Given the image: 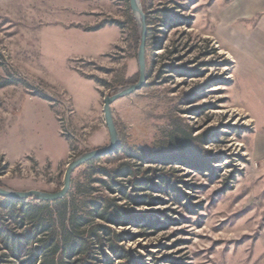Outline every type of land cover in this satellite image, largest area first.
Here are the masks:
<instances>
[{
  "label": "rangeland",
  "instance_id": "rangeland-1",
  "mask_svg": "<svg viewBox=\"0 0 264 264\" xmlns=\"http://www.w3.org/2000/svg\"><path fill=\"white\" fill-rule=\"evenodd\" d=\"M139 1L147 80L113 102L115 121L134 150L178 155L190 140L195 155L131 161L170 182L149 172L155 187L137 194L151 203L118 202L134 221L117 228L129 257L116 263L264 264V95L233 89L221 39L230 0ZM130 8V0H0V186L59 191L71 161L109 146L104 99L140 79L141 29L133 13L135 44ZM111 154L77 168L75 184L120 197L93 181L100 165L125 161Z\"/></svg>",
  "mask_w": 264,
  "mask_h": 264
},
{
  "label": "trees",
  "instance_id": "trees-1",
  "mask_svg": "<svg viewBox=\"0 0 264 264\" xmlns=\"http://www.w3.org/2000/svg\"><path fill=\"white\" fill-rule=\"evenodd\" d=\"M131 14L135 29L134 41L138 44L140 38L137 23L133 12ZM131 81L136 82V79ZM116 125L121 145L111 156L123 154L125 161L116 168L100 165L92 174H99L93 180L94 183L109 193H118L120 197L95 196L92 191L94 188L75 184L73 179L68 194L57 200H16L0 196V264H117V260L129 257L120 245L123 232L117 228L131 224L134 218L132 212L118 202L127 200L134 204L151 203L152 197L137 194L140 190L155 187L154 181L147 176L149 172H153L164 183L170 182L169 176L158 167H151L141 175L135 162L131 161L137 160L140 165L145 162L159 164L180 159L186 153L195 155V149L190 146L193 142L186 140L187 144L182 146L185 150L178 155L163 151L134 150L125 144L123 127L117 121ZM3 161L0 157V171L5 169L1 167ZM148 197L149 200H146ZM152 225L153 220H148L144 226Z\"/></svg>",
  "mask_w": 264,
  "mask_h": 264
},
{
  "label": "crops",
  "instance_id": "crops-1",
  "mask_svg": "<svg viewBox=\"0 0 264 264\" xmlns=\"http://www.w3.org/2000/svg\"><path fill=\"white\" fill-rule=\"evenodd\" d=\"M221 16V39L233 59V89L242 87L241 95H264V0H230ZM232 95L238 108L252 114L247 103L235 100L237 93Z\"/></svg>",
  "mask_w": 264,
  "mask_h": 264
},
{
  "label": "water",
  "instance_id": "water-1",
  "mask_svg": "<svg viewBox=\"0 0 264 264\" xmlns=\"http://www.w3.org/2000/svg\"><path fill=\"white\" fill-rule=\"evenodd\" d=\"M130 7L132 12L138 18L141 29V43L138 51V62L140 66V79L137 83L131 84L122 88H119L118 91L114 94H108L104 99V114L106 125L110 132V144L106 148H99L95 150H91L89 152L83 153L79 157L75 158L68 165L66 170L64 186L56 192H46L40 190H28V191H16L12 189L5 188L0 186V196L9 197L16 200H24L27 198H34L40 200H57L68 194L73 174L75 170L87 162L96 159L101 156L109 155L115 152L121 145V137L119 130L116 125V121L114 118V113L112 109V104L117 99L122 97H126L137 90H140L144 87L145 82L147 80V72H146V57H145V49H146V36H147V25H146V14L144 13L140 1L139 0H130Z\"/></svg>",
  "mask_w": 264,
  "mask_h": 264
},
{
  "label": "flooded vegetation",
  "instance_id": "flooded-vegetation-1",
  "mask_svg": "<svg viewBox=\"0 0 264 264\" xmlns=\"http://www.w3.org/2000/svg\"><path fill=\"white\" fill-rule=\"evenodd\" d=\"M145 57H146V49H145Z\"/></svg>",
  "mask_w": 264,
  "mask_h": 264
}]
</instances>
